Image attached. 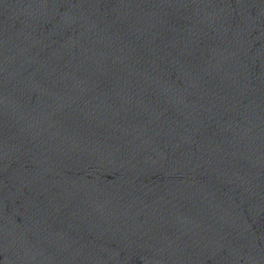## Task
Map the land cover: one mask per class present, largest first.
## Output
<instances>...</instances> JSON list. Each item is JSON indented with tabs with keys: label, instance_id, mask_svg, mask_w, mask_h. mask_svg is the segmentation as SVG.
I'll use <instances>...</instances> for the list:
<instances>
[{
	"label": "water",
	"instance_id": "water-1",
	"mask_svg": "<svg viewBox=\"0 0 264 264\" xmlns=\"http://www.w3.org/2000/svg\"><path fill=\"white\" fill-rule=\"evenodd\" d=\"M0 264H264V0H0Z\"/></svg>",
	"mask_w": 264,
	"mask_h": 264
}]
</instances>
